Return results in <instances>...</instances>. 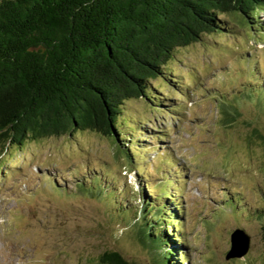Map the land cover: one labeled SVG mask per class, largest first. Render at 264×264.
<instances>
[{"label":"rangeland","instance_id":"374dc122","mask_svg":"<svg viewBox=\"0 0 264 264\" xmlns=\"http://www.w3.org/2000/svg\"><path fill=\"white\" fill-rule=\"evenodd\" d=\"M225 17L228 29L175 49L152 102H123L124 138L76 130L0 146V264H99L106 250L158 264L133 216L145 202L170 209L176 264H264V11ZM236 228L249 248L227 259Z\"/></svg>","mask_w":264,"mask_h":264},{"label":"trees","instance_id":"16d2710c","mask_svg":"<svg viewBox=\"0 0 264 264\" xmlns=\"http://www.w3.org/2000/svg\"><path fill=\"white\" fill-rule=\"evenodd\" d=\"M259 11L264 0H0V146L76 130L124 138L121 105L153 101L150 82L163 75L175 49L228 29L225 16L252 23ZM167 208L145 202L133 215L142 239L164 252L158 264H176ZM118 210L130 216L126 204ZM97 262L134 264L115 250Z\"/></svg>","mask_w":264,"mask_h":264},{"label":"water","instance_id":"95a60500","mask_svg":"<svg viewBox=\"0 0 264 264\" xmlns=\"http://www.w3.org/2000/svg\"><path fill=\"white\" fill-rule=\"evenodd\" d=\"M231 248L226 253V258L240 257L244 255L249 248V236L240 228H236L230 234Z\"/></svg>","mask_w":264,"mask_h":264}]
</instances>
